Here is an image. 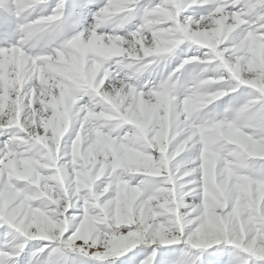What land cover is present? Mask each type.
<instances>
[{
	"label": "snow or ice",
	"instance_id": "6c2138e0",
	"mask_svg": "<svg viewBox=\"0 0 264 264\" xmlns=\"http://www.w3.org/2000/svg\"><path fill=\"white\" fill-rule=\"evenodd\" d=\"M0 264H264V0H0Z\"/></svg>",
	"mask_w": 264,
	"mask_h": 264
}]
</instances>
